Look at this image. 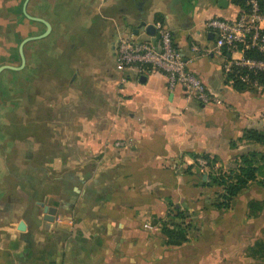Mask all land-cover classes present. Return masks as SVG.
<instances>
[{
	"label": "crops",
	"instance_id": "obj_1",
	"mask_svg": "<svg viewBox=\"0 0 264 264\" xmlns=\"http://www.w3.org/2000/svg\"><path fill=\"white\" fill-rule=\"evenodd\" d=\"M226 2L0 0V66L17 67L16 61L20 66V43L41 36L23 45L22 69L37 75L24 84L39 86L40 110L57 112L68 104L67 116L74 120L67 127L71 140L60 137L55 153L46 139L67 131L61 121L6 142L0 156V264H143V207L147 215L164 216L159 199L168 204L174 198L169 165L191 164L197 155L228 161L245 151H264L259 145L230 146L246 129L264 131V91L233 89L223 58L213 52L214 34L206 23L233 19L238 12ZM156 21L170 29L188 69L208 88L211 105L186 101L180 88L168 89L161 73L119 67L118 39L155 44V28L148 34L141 23ZM192 45L209 52H194ZM114 137L123 140V148L114 150ZM141 182L149 184L148 201L138 198L147 194ZM252 200H264L263 187L251 184L226 212L204 207L209 235L202 239L219 246L238 243L264 212L249 217ZM44 207L56 209L53 222L45 219ZM154 230L149 264H160L159 238L152 237L159 229Z\"/></svg>",
	"mask_w": 264,
	"mask_h": 264
},
{
	"label": "rangeland",
	"instance_id": "obj_2",
	"mask_svg": "<svg viewBox=\"0 0 264 264\" xmlns=\"http://www.w3.org/2000/svg\"><path fill=\"white\" fill-rule=\"evenodd\" d=\"M16 64L18 67L20 61H16ZM26 72L27 71L24 68L18 71L5 70L0 73V156H2V150L6 147V142L9 140H22L23 137L29 134L30 129L35 127H37L35 129H38L40 124L48 122V124L53 126L57 124L55 123L56 121H61L60 124L63 123V125L59 124V126L64 130H67L63 133L52 132L47 134L49 135V140L46 139V142L49 148H51V153H55V150H59L60 137L63 142H69L73 135L67 128L68 124L74 122L72 116H67V114H70V107L68 104L62 105L63 109H58L57 112L53 109H51V111L44 110V108L40 110L42 107L41 104L44 102L40 103L38 100L37 95L39 92V86L37 84H24L29 80L32 82L34 75L35 77L37 75L32 72L33 75L29 76ZM30 94L32 98H36V101L30 100ZM84 108L85 107L83 106L82 109L85 110ZM55 114H62V117H55ZM24 130L28 132H23ZM42 140L45 141V138H42ZM121 142H123V140L116 138L112 140L114 150L124 147L123 145H117V143ZM65 151L70 153L71 149L68 148ZM197 156L198 158H196V160H192L191 164L185 163L182 165L181 163L176 162L175 164L168 166L169 171L171 172L170 178L173 177V182L171 183L172 190L170 192L174 198L169 200L168 204H163L162 200L159 199L160 208L164 207L163 217L157 218L155 215H147L149 213L147 211L150 210L147 207H143V210L145 211L143 212L144 218L142 219L144 229L143 250L145 253L143 256V264L150 263V230L154 232L156 227L159 229L157 231L158 235L153 233L152 237L157 236L159 238L157 239L159 249L158 258L160 264H264V262L249 258L246 255V249L248 247L252 246L257 241L264 242V212L259 216L260 218L258 222H255L256 228L247 229L245 234H243V237H241L242 239H239L238 243H234L233 245L230 244L229 246H219L212 243L213 239L207 237L212 244H208L207 240L204 241L202 239L204 235H209V233H205V225L209 218L201 214L205 212V209L203 208L209 207L210 209V207L217 201V196L222 192V190L221 188L205 187L203 185L207 182L208 175L213 170L206 165V159L199 157L200 155ZM212 157L213 156H210V158ZM198 159L204 161L205 164H199ZM233 159L228 161H217L213 166L214 170L222 169L227 171L234 168ZM96 183L98 185L100 184L99 181H96ZM147 185L149 186L147 183L144 185L143 182L140 183V188H145L147 190V194H143L140 195L141 197H138L145 201L149 200L147 197H150L149 193L151 192L149 190L150 187H147ZM101 188H103L102 182L100 184V189ZM187 189L189 190V195L186 194ZM153 192L155 191H152V193ZM174 205L185 211L186 219L184 223H187L190 226L188 242H191V244L187 249H180L179 247H166L164 245V239L160 234V224L158 220L163 219L168 210L170 211V207ZM214 210L216 209L214 208ZM198 228H202V230H199ZM146 230L147 232H145ZM63 235L65 236V234ZM231 238L233 237L231 236ZM152 253L154 256V246ZM190 253L195 255L191 258L189 257Z\"/></svg>",
	"mask_w": 264,
	"mask_h": 264
},
{
	"label": "built area",
	"instance_id": "obj_3",
	"mask_svg": "<svg viewBox=\"0 0 264 264\" xmlns=\"http://www.w3.org/2000/svg\"><path fill=\"white\" fill-rule=\"evenodd\" d=\"M264 0H243L233 19L212 18L206 23L214 34L213 52L222 57V71L227 84L232 86L234 79L240 81L247 91L260 93L264 84L251 75H264ZM156 30L155 44L138 42L131 36L118 39L116 61L120 68H135L139 74L161 73L169 90L180 88L188 102L211 105L212 97L201 79L187 67L179 51L174 47L172 34L162 22L153 24ZM194 52H209L192 45ZM255 53L256 56H247ZM238 55L239 57H235ZM245 70V73H242ZM242 73V74H241ZM234 76L232 77V75ZM124 145V142L117 143ZM199 164L205 162L198 159ZM207 165V164H206Z\"/></svg>",
	"mask_w": 264,
	"mask_h": 264
},
{
	"label": "trees",
	"instance_id": "obj_4",
	"mask_svg": "<svg viewBox=\"0 0 264 264\" xmlns=\"http://www.w3.org/2000/svg\"><path fill=\"white\" fill-rule=\"evenodd\" d=\"M231 1L237 6L243 5V0ZM262 4L264 5L263 1ZM247 56L258 57L259 55L249 52ZM245 72V70H242V73ZM233 76L234 74L232 77ZM251 78H258L259 81L264 84V75L262 74L251 75ZM232 87L236 90H245L244 85L237 79H234ZM239 143L264 147V131L246 129L237 141L230 143V146L231 148H235ZM199 157L206 159L207 166L213 170L208 175L207 182L203 185L205 187L221 188L222 190L217 196V201L213 204V207L217 211L223 212L229 210L232 201L251 184H257L264 188V151L253 149L242 152L238 157L233 159L234 168L227 171L222 169L214 170L213 166L215 163L221 161L218 156L210 158L209 155H200ZM196 158H198V156H193L194 160H196ZM170 208L166 216L158 220L160 224V234L164 239V245L166 247H180L188 242L190 226L184 223L186 219L185 211L175 205ZM247 208L248 216H255L257 213L264 210V200H252L248 203ZM246 255L249 258L264 262V242L257 241L252 246L248 247L246 249Z\"/></svg>",
	"mask_w": 264,
	"mask_h": 264
},
{
	"label": "water",
	"instance_id": "obj_5",
	"mask_svg": "<svg viewBox=\"0 0 264 264\" xmlns=\"http://www.w3.org/2000/svg\"><path fill=\"white\" fill-rule=\"evenodd\" d=\"M220 4L221 5L223 4V6H225L227 4V2H226V0H220ZM29 18H31V20L36 21V22H42V23H44L47 26V29L49 28V25L45 21H43L42 19L32 18V17H29ZM141 27L142 28L144 27L148 34L153 35L155 33V30H154L152 25H146L145 22H142L141 23ZM40 37L39 36L38 37H29V38L24 39L19 45V56H20V60H21V65L19 67H14V66H10V65H2V66H0V73L5 71V70H12V71L21 70L23 68V64H24V55H23V50H22L23 49V45L26 42H29V41H32V40H36V39H38ZM144 80H145V77L144 76H140L139 81L141 83H143ZM44 212L47 215L45 219H47L50 222H53L54 221V216H55V213H56V209L55 208H50V207H44Z\"/></svg>",
	"mask_w": 264,
	"mask_h": 264
},
{
	"label": "flooded vegetation",
	"instance_id": "obj_6",
	"mask_svg": "<svg viewBox=\"0 0 264 264\" xmlns=\"http://www.w3.org/2000/svg\"><path fill=\"white\" fill-rule=\"evenodd\" d=\"M19 67V66H18Z\"/></svg>",
	"mask_w": 264,
	"mask_h": 264
}]
</instances>
